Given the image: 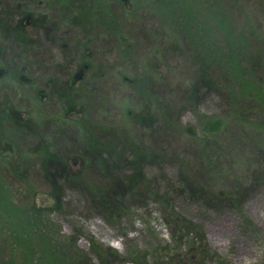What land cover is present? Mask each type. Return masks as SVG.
<instances>
[{"label":"rangeland","instance_id":"obj_1","mask_svg":"<svg viewBox=\"0 0 264 264\" xmlns=\"http://www.w3.org/2000/svg\"><path fill=\"white\" fill-rule=\"evenodd\" d=\"M211 7L232 32L213 31ZM1 23L0 192L34 206L40 230L19 237L0 207V264L29 262L30 241V264H133L134 252L138 264H264V0H0ZM192 23L218 53L235 34L260 56L256 70L239 61L223 90L204 87ZM82 114L150 154L116 163L90 151ZM44 137L64 162L32 152ZM130 161L143 175L134 186ZM81 168L106 186L113 213L74 180ZM165 199L204 239L166 221ZM240 207L252 224L241 227Z\"/></svg>","mask_w":264,"mask_h":264},{"label":"trees","instance_id":"obj_2","mask_svg":"<svg viewBox=\"0 0 264 264\" xmlns=\"http://www.w3.org/2000/svg\"><path fill=\"white\" fill-rule=\"evenodd\" d=\"M79 3H81L82 5V2H79ZM81 5L79 6L80 9H82ZM208 9H209L208 11H204L205 13L202 12V14L203 15L205 14V17H207V15L214 17V19L216 20L215 22L217 23V24H212V28L214 32L217 29H220L224 34H227L230 29L232 32L233 28L231 24H228L226 21H224V19L221 20V18H224V17L220 14L219 9L217 10L216 7H211ZM185 15H187V13ZM189 15H190L189 22L197 21L193 16H191L190 13ZM184 19L186 20L185 17ZM201 24L202 23H198V24L192 23V27L194 29V31L192 30V33L200 35V37L198 38H196L195 36H192V38L193 40L199 41V47L196 45L194 49V55L196 56L198 61L202 63V65L200 64V67L198 69L199 71L197 74V80L202 82L204 84V87L218 89V91H220L222 87L225 86L228 81H230V79L234 78L233 72L235 71V67L239 65V61L242 62L245 69L248 68V70L251 72H254V70H256L257 65L260 63V60H261L260 56H258L257 53L255 54L256 56H254V54H245L244 51L241 52L238 48L241 43L234 42L236 39L234 38L235 34L231 35L233 40L229 39V41L227 42L228 53H225V54L218 53L217 48L214 46V44H212V46L204 45L205 40H203L202 38L208 36L210 32L212 34V31L208 32L207 30H205L206 26L203 27V25ZM198 25L202 27L199 32L196 29ZM0 26H2V23L0 24ZM9 30H11V32L16 33V35L21 40L24 41V39L20 37V35L22 34L20 33L22 31V28H20L18 25L14 27L13 26L10 27ZM259 54L262 55V53H259ZM145 83H146V80H140L136 83L137 90L140 92L141 96H143L144 98L147 97L145 96L146 95L145 92L148 89L142 88L140 86L142 84L145 85ZM62 85L63 84L61 83V87ZM138 87L140 88L138 89ZM147 93H149V90L147 91ZM183 93L185 94L184 97L186 99H190L197 95V89L190 88ZM75 94L76 93L72 92L67 96V98L70 99V101H68L69 104L74 103V102L78 103L77 94L76 95ZM153 103H154V100H153ZM81 107L82 106H80V110L82 111L83 108ZM83 114L79 118V120H77V124L80 127V130L82 131L83 142L90 151L95 152L96 150L98 151L105 150L110 154L111 157L114 158L116 163L124 160L126 152L129 153L130 155L131 154L132 155L133 154L134 155L150 154V152H147V153L142 152L141 149H143V145L134 140H130L127 134H122V135L114 134V132H111L110 129L105 128L101 124H97L96 122H93L90 118L85 117V115L83 116ZM161 115L164 118V122H166L169 119L168 112H162ZM0 117H7L8 119L10 118L9 114L5 112H0ZM15 124L20 126V123L18 122H16ZM34 147L35 148L32 150V152L39 153L41 156H43L44 159H47V158H51L55 160L58 159L64 162V159L61 156H59L58 154L54 153L53 150H51L50 144L47 138L44 137L43 139L37 140L36 145ZM128 165L132 166L130 184L131 186L137 185V183L143 180V177H142L143 175L132 161L128 162ZM102 169H104L103 166H102ZM15 170H17L16 167H15ZM73 178L75 181H78V183H80L83 187H85L88 193L91 194V199L93 201L97 200L96 203L100 204L103 207L106 203L107 207L105 205L104 208L109 210L110 213H113L111 208L108 207V205H111V201L108 200L107 198L109 191L108 189H105L106 186L101 181H97V180L89 181L88 179H86L83 174V168L76 170L73 173ZM138 179H141V181ZM183 181H187V180L183 178ZM171 183L173 185H177L181 182L174 183L171 181ZM156 199H160V198L156 196ZM162 203H163V206L166 208V212H165L166 218L165 219L168 223H174L175 225L180 223L182 227H185L188 230H193V233L195 234V236L199 238L201 236L200 239H204L203 237L204 234H203L201 225L194 223L189 219L182 218L181 215L175 212L174 208L171 206L170 200L165 199L162 201ZM0 207L3 208L2 209L3 215L6 221H8L10 226H15V230H25L23 232H18L19 237L23 235L28 236L30 234L28 230L31 232L32 230H40L38 224H36L37 218L35 216V213H33L34 206H32L31 208H19L18 209L17 207H15V205L11 203H7L5 196L3 195L2 192H0ZM240 211L242 212V207H240ZM246 224H252V222L242 212L240 225L241 227H243ZM26 240L30 241L28 240V238ZM24 245H25V248H24L23 253L25 254V257L23 259L26 262L29 261L26 264L28 263L30 264V260H31L30 254H31V250L33 246L31 245V241L30 243L27 242ZM94 247H95V250L100 251V249H96V246L93 245V248ZM106 250L108 252H111V251L113 252L111 248H107ZM138 256L139 255L137 254V252H134L133 255H131L129 261H131L133 264H138L137 263V260L139 259Z\"/></svg>","mask_w":264,"mask_h":264}]
</instances>
